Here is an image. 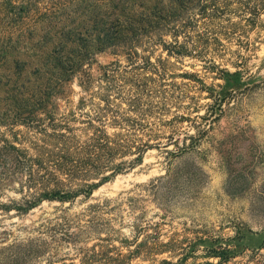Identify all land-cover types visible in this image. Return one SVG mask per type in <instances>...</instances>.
I'll return each instance as SVG.
<instances>
[{"label": "trees", "instance_id": "1", "mask_svg": "<svg viewBox=\"0 0 264 264\" xmlns=\"http://www.w3.org/2000/svg\"><path fill=\"white\" fill-rule=\"evenodd\" d=\"M237 3L239 20L229 21L230 30L264 32V0ZM212 5L211 0H0V185L17 184L22 195L0 207L25 215L44 202L72 205L140 167L142 148H157L152 142L158 141L139 133L141 117L153 110L143 102L165 83L200 81L196 73L174 69L186 58L203 61L201 50L216 45L215 37L199 30L201 25L216 30L220 14ZM100 56L113 60L100 65ZM219 71L220 90H206L209 114L221 111L243 85L239 69ZM74 85L82 91L77 104ZM58 116L70 119V126L55 122ZM75 123L84 125L83 139L75 134ZM171 143L199 146L196 138ZM129 156L134 157L129 164L114 163ZM90 210L88 228L97 229L100 205ZM78 239L70 234V240ZM139 245L131 253L150 252L147 243ZM106 249L99 255L118 264ZM221 249L215 252L218 264L246 252Z\"/></svg>", "mask_w": 264, "mask_h": 264}, {"label": "rangeland", "instance_id": "2", "mask_svg": "<svg viewBox=\"0 0 264 264\" xmlns=\"http://www.w3.org/2000/svg\"><path fill=\"white\" fill-rule=\"evenodd\" d=\"M211 1L220 14L217 28L201 25L199 30H207L216 45L199 51L203 61L186 58L174 69L196 73L200 81L165 83L143 102V108L153 110L141 117L139 133L146 140L156 136L157 148H142L140 167L104 184L89 200L44 202L25 215L0 207V264H109L99 255L104 247L118 264L181 259L183 264H218L215 252L226 247L237 255L246 252L225 264H264V32H232L229 21L239 20L233 9L238 0ZM112 60L100 56L98 62ZM214 64L215 72L208 73ZM224 69H239L243 85L221 111L209 114L206 90H220L223 81L216 71ZM73 90L77 104L82 91L76 85ZM64 120L70 126V119L61 116L55 122ZM73 127L83 139L84 125ZM195 138V149L171 143L190 144ZM133 158L114 163L129 164ZM17 189V184L0 185V205L19 202ZM96 205L99 227L90 229V209ZM76 233L80 239L70 240ZM146 243L149 253H131Z\"/></svg>", "mask_w": 264, "mask_h": 264}]
</instances>
